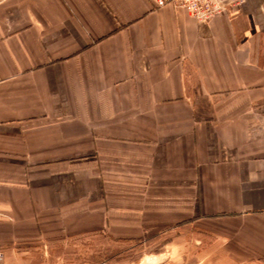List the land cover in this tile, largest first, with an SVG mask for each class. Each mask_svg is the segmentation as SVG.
<instances>
[{
  "label": "crops",
  "instance_id": "0c3cea01",
  "mask_svg": "<svg viewBox=\"0 0 264 264\" xmlns=\"http://www.w3.org/2000/svg\"><path fill=\"white\" fill-rule=\"evenodd\" d=\"M264 262V0H0V264Z\"/></svg>",
  "mask_w": 264,
  "mask_h": 264
},
{
  "label": "built area",
  "instance_id": "2783aa9c",
  "mask_svg": "<svg viewBox=\"0 0 264 264\" xmlns=\"http://www.w3.org/2000/svg\"><path fill=\"white\" fill-rule=\"evenodd\" d=\"M158 7L172 4L186 9L197 21L208 22L219 15H234L242 10L244 0H154ZM4 257L0 250V260Z\"/></svg>",
  "mask_w": 264,
  "mask_h": 264
},
{
  "label": "rangeland",
  "instance_id": "374dc122",
  "mask_svg": "<svg viewBox=\"0 0 264 264\" xmlns=\"http://www.w3.org/2000/svg\"><path fill=\"white\" fill-rule=\"evenodd\" d=\"M91 239L90 255L86 261L80 262L79 264H104L109 262L110 259L114 258L120 251H124L122 254H127L129 251V243L115 244L114 239L108 236H100ZM115 255V256H114ZM259 264H264L259 263Z\"/></svg>",
  "mask_w": 264,
  "mask_h": 264
}]
</instances>
